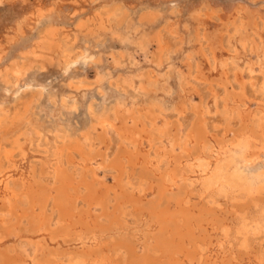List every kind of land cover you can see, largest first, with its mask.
I'll return each mask as SVG.
<instances>
[{
    "label": "rangeland",
    "instance_id": "374dc122",
    "mask_svg": "<svg viewBox=\"0 0 264 264\" xmlns=\"http://www.w3.org/2000/svg\"><path fill=\"white\" fill-rule=\"evenodd\" d=\"M263 84L264 0H0V206L48 192L0 223V264H264ZM158 203L212 210L193 261L153 238Z\"/></svg>",
    "mask_w": 264,
    "mask_h": 264
},
{
    "label": "bare ground",
    "instance_id": "6f19581e",
    "mask_svg": "<svg viewBox=\"0 0 264 264\" xmlns=\"http://www.w3.org/2000/svg\"><path fill=\"white\" fill-rule=\"evenodd\" d=\"M66 1V0H65ZM71 1H74V0H71ZM62 3V2H61ZM29 4V3H28ZM48 5V4H47ZM51 6V5H50ZM37 8V7H36ZM35 8V9H36ZM39 8V7H38ZM50 8V7H49ZM28 9H30V8H28ZM45 9H46V6H45ZM44 10V9H43ZM38 13V14H37ZM35 14H37L38 16H40L42 13H41V9L39 8V11H37V9L36 10H33V13H31L30 14V17H28L27 18V20H30V21H32L36 16H35ZM112 15V14H111ZM17 16H19V15H17ZM23 16V15H22ZM33 16V17H32ZM24 17V16H23ZM22 17V18H23ZM19 18V17H18ZM30 18V19H29ZM254 19H255V17H254ZM20 20H23V19H20ZM27 20H25V21H27ZM254 21V20H253ZM28 22V21H27ZM26 22V23H27ZM19 24H18V26H17V28H20V24L22 23V22H18ZM80 24H78V27L80 28V26H79ZM83 25V24H82ZM27 26H30V25H26V27ZM24 27H25V25H24ZM16 30V29H15ZM20 30V29H19ZM128 32V31H127ZM113 33V32H112ZM134 33V32H133ZM46 37L45 38H42L40 41H39V43H38V47H40V45H48V44H50V38H52V37H54V31L52 30V31H48L47 32V34L45 35ZM158 37V36H157ZM156 37V38H157ZM207 37V36H206ZM197 39V38H196ZM212 39H213V37H212ZM211 39V40H212ZM207 40V39H206ZM205 40V41H206ZM50 41V42H49ZM52 41H53V39H52ZM196 41H198V40H196ZM212 44V43H211ZM51 45V44H50ZM50 45H48V46H50ZM141 44H139V46H140ZM207 45H209L208 43H207ZM54 46V45H53ZM138 46V47H139ZM52 47V46H51ZM135 47V46H134ZM209 47V46H208ZM257 47V46H256ZM37 48V47H36ZM45 48V47H44ZM141 48V47H140ZM51 49V48H50ZM244 49V48H243ZM38 50V49H37ZM34 52V51H33ZM211 52V51H210ZM204 55V54H203ZM64 57H66V56H64ZM84 57V56H83ZM87 57H88V54H87ZM203 57H205V56H203ZM213 57V56H212ZM85 58V57H84ZM160 58V57H159ZM215 58H213V60H214ZM67 60V59H66ZM87 61V60H86ZM159 61V60H158ZM68 62V61H67ZM72 62V61H71ZM74 62V61H73ZM75 63V62H74ZM160 63V62H159ZM65 65V64H64ZM71 65H72V63H71ZM90 65V64H89ZM65 66H67V65H65ZM160 66H161V64H160ZM67 68V67H66ZM121 68V67H120ZM26 73V72H25ZM15 74V73H14ZM25 75V74H24ZM190 75V74H189ZM128 80H129V78H128ZM132 80V79H131ZM130 80V81H131ZM74 83V82H73ZM243 85V84H242ZM264 85V84H263ZM72 86V85H71ZM261 86H262V84H261ZM258 88V87H257ZM79 89V88H78ZM263 93V92H262ZM257 97V96H256ZM263 97H264V95H263ZM245 99V98H244ZM258 99H259V97H258ZM248 101V100H247ZM264 101V100H263ZM226 103V102H225ZM244 103V102H243ZM262 103V102H261ZM224 111V110H223ZM118 112V111H117ZM224 112H226V111H224ZM223 115V114H222ZM239 116V115H238ZM236 117V116H235ZM109 118V117H108ZM239 118V117H238ZM251 118L253 119V117L251 116ZM98 119V118H97ZM225 119V118H224ZM101 120V119H100ZM112 120V119H111ZM244 120H246V118H244ZM100 122V121H99ZM106 122V121H105ZM254 123V122H253ZM3 124V123H2ZM106 124V123H105ZM245 124H246V122H245ZM248 124H249V122H248ZM248 124H247V126H248ZM257 126H258V124H257ZM244 127V126H243ZM263 127V126H262ZM248 128V127H247ZM246 128V129H247ZM263 130V129H262ZM247 132H248V130H247ZM242 133H243V131H242ZM252 133L253 134H256L257 133V131L256 130H253L252 131ZM245 134V133H244ZM1 135V134H0ZM242 135V134H241ZM248 135V134H247ZM258 135L261 137V139L263 140L262 142H263V145H262V143L261 144H256V142L254 143V145H253V148H252V146H249V153H248V155H246L245 153V158H247V160H250V162H253V161H255V160H257V159H259V158H261L262 156H264V136H263V132L260 130V132L258 133ZM257 135V136H258ZM255 136V135H254ZM185 138H186V136H185ZM184 138V139H185ZM226 138V137H225ZM237 138V137H236ZM236 138H234V139H236ZM244 138V137H243ZM252 138H254V137H252ZM180 139V138H179ZM238 139H239V137H238ZM238 139H236L237 140V142H238ZM16 140V139H15ZM241 140H242V138H241ZM256 140V138H254V141ZM248 141V140H247ZM253 141V142H254ZM231 142V141H230ZM233 142V141H232ZM240 142V141H239ZM248 142H250V140L248 141ZM247 142V143H248ZM252 142V141H251ZM6 143V142H5ZM16 143V142H15ZM228 143V142H227ZM234 143H236V141L234 142ZM259 143V142H258ZM17 144H19V143H17ZM213 144V143H212ZM92 145V144H91ZM134 145V144H133ZM214 145V144H213ZM216 145V144H215ZM232 145V144H231ZM16 146H18V145H16ZM82 146V145H81ZM217 146V145H216ZM206 147V146H205ZM211 147V146H210ZM214 147V146H213ZM220 147V146H219ZM225 147V146H224ZM248 147V146H247ZM149 148H151V147H149ZM173 148V147H172ZM171 148V149H172ZM215 148V147H214ZM222 148V147H221ZM221 148H219V149H221ZM5 149H7V148H5ZM202 149H203V147H202ZM206 149H207V147H206ZM251 149H253V150H251ZM213 150V148L211 149V151ZM58 151V150H57ZM209 151V150H208ZM207 151V152H208ZM55 152V151H54ZM149 152V151H148ZM147 152V153H148ZM172 152H173V149H172ZM217 152V151H216ZM64 153V152H63ZM122 153H126L125 152V150L124 151H122ZM201 153V152H200ZM204 154V153H203ZM214 154V153H213ZM218 154V153H217ZM27 155H29V154H27ZM206 155V154H205ZM215 155H216V153H215ZM10 156V155H9ZM26 156V155H25ZM31 156V155H30ZM55 156V155H54ZM129 156H130V154H129ZM219 156V155H218ZM239 156V155H238ZM243 156V155H242ZM11 157H12V155H11ZM163 157V156H162ZM204 157V156H203ZM215 157V156H214ZM214 157H212V158H214ZM220 157V156H219ZM10 158V157H9ZM8 158V159H9ZM149 158V157H148ZM191 158V157H190ZM206 158V157H205ZM243 158V157H242ZM264 158V157H263ZM24 159V158H23ZM26 159V158H25ZM29 159V158H28ZM60 159H62V158H60ZM117 159H118V161H120V160H122L120 157L119 158H116L115 159V162H118L117 161ZM131 159V158H130ZM129 159V160H130ZM161 160H162V158H160ZM164 159V158H163ZM187 159V158H186ZM197 159V158H196ZM199 159H202V158H199ZM215 159V158H214ZM12 160V159H11ZM10 160V161H11ZM198 160V159H197ZM207 160H209V159H207ZM245 160V159H244ZM261 160V159H260ZM259 160V161H260ZM8 161V160H7ZM41 161V160H40ZM54 161V160H53ZM52 161V162H53ZM55 161H56V159H55ZM91 161V160H90ZM89 161V162H90ZM160 161V160H159ZM189 161V160H188ZM187 161V162H188ZM201 161V160H200ZM203 161H204V158H203ZM202 161V162H203ZM214 161H216V160H214ZM246 161V160H245ZM244 161V162H245ZM258 161V162H259ZM13 162H14V160H13ZM130 162H132L131 160H130ZM158 162V161H157ZM191 162H193V161H191ZM198 162V161H197ZM2 163V162H1ZM56 163V162H55ZM58 163V162H57ZM56 163V164H57ZM159 163V162H158ZM243 163V162H242ZM10 164H11V162H10ZM13 164V163H12ZM22 165H23V163H21ZM26 164V163H25ZM29 164V163H28ZM52 164V163H51ZM50 164V165H51ZM160 164V163H159ZM189 164H191V163H189ZM199 164H200V162H199ZM222 164V163H221ZM226 164V163H225ZM243 164H246V162L245 163H243ZM14 165H15V163H14ZM17 165V164H16ZM30 165V164H29ZM59 165V164H58ZM93 165V164H92ZM96 165V164H95ZM193 165V167H194V165L195 164H192ZM2 166V165H1ZM8 166V165H7ZM175 166V165H174ZM190 166V165H189ZM196 166V165H195ZM227 166V165H226ZM12 167V166H11ZM45 167H46V165H45ZM96 167V166H95ZM157 167V166H156ZM204 167V166H203ZM207 167H209V166H207ZM222 167V166H221ZM220 167V168H221ZM224 167H225V165H224ZM7 168V167H6ZM5 168V169H6ZM9 168V167H8ZM17 168V167H16ZM15 168V169H16ZM27 168V167H26ZM56 168V167H55ZM94 168V167H93ZM98 168V167H97ZM101 168V167H100ZM197 168V167H196ZM228 168V167H227ZM3 169V168H2ZM30 169V168H29ZM191 169H192V166H191ZM195 169V168H194ZM204 169V168H203ZM208 169V168H207ZM211 169H212V167H211ZM222 170L224 169L223 167L221 168ZM7 170H9V169H7ZM19 170V169H18ZM95 170V169H94ZM99 170V169H98ZM197 170V169H196ZM201 170V169H200ZM234 170V169H233ZM264 170V169H263ZM1 171V170H0ZM100 171V170H99ZM212 171V170H211ZM216 171H217V169H216ZM2 172V171H1ZM54 172H55V170H54ZM183 172V171H182ZM197 172V171H196ZM208 172H210V171H208ZM264 172V171H263ZM3 173V172H2ZM1 173V174H2ZM4 173H5V171H4ZM10 174H11V172H9ZM30 173V172H29ZM95 173V172H94ZM200 173V172H199ZM204 173V172H203ZM206 173V172H205ZM218 173V172H217ZM217 173H215V175L217 174ZM231 173V172H230ZM236 173V172H235ZM259 173V172H258ZM9 174V175H10ZM15 174V173H14ZM96 175H97V173H95ZM94 174V175H95ZM184 174V173H183ZM182 174V175H183ZM196 174V173H195ZM197 174H198V172H197ZM212 174H213V172H212ZM4 175H7V172H6V174H4ZM23 175V174H22ZM21 175V176H22ZM194 175V174H193ZM200 175V174H199ZM202 175V174H201ZM211 175V174H210ZM229 175V174H228ZM246 175V174H245ZM252 175V174H251ZM261 175H262V172H261ZM11 176V175H10ZM28 176V175H27ZM54 177L52 178V181H53V183H55V181H57L58 180V182H60L61 183V187H62V189L60 190V191H62V190H67V185H68V183H69V179L71 178L69 175H68V173L66 172V171H62V170H58L57 172H56V174H54L53 175ZM183 176H185V175H183ZM182 176V177H183ZM218 176V175H217ZM217 176H215V177H217ZM222 176V175H221ZM227 176V175H226ZM224 177V174H223V177L224 178H228V177ZM232 176H233V174H232ZM238 176V175H237ZM7 177V176H6ZM203 177V176H202ZM207 177H212V175L211 176H207ZM231 177V176H230ZM3 178V177H2ZM23 178H24V176H23ZM23 178H21V180L23 179ZM42 178V177H41ZM178 178H179V176H178ZM190 178V177H189ZM201 178V177H200ZM205 178L206 177H204V180H205ZM218 178H219V176H218ZM224 178H223V180H224ZM243 178H244V176H243ZM264 178V177H263ZM1 179V178H0ZM13 179V178H12ZM141 179V178H140ZM164 179V178H163ZM181 179V178H180ZM188 179V178H187ZM208 179V178H207ZM206 179V180H207ZM215 178H213V180H214ZM217 179V178H216ZM259 180H260V178H258ZM4 180H6V179H4ZM8 180V179H7ZM72 180H74L73 178H72ZM165 180V179H164ZM167 180V179H166ZM204 180H203V183H205L204 182ZM246 180V179H245ZM1 182L3 181V179L2 180H0ZM9 181H11V180H9ZM23 181V180H22ZM38 181V180H37ZM134 181V180H133ZM181 181V180H180ZM184 181V180H183ZM197 181H198V179H197ZM201 181H202V179H201ZM237 181V180H236ZM235 181V182H236ZM244 181V180H243ZM248 181V180H247ZM1 182H0V184H1ZM24 182V181H23ZM192 182V181H191ZM190 182V183H191ZM211 182H212V180H211ZM230 182H232V180H230ZM229 182V183H230ZM240 182V181H239ZM3 183V182H2ZM25 183V182H24ZM23 183V184H24ZM202 183V184H203ZM215 183V182H214ZM216 183L218 184V181H216ZM224 183V182H223ZM225 183H227V182H225ZM229 183H228V185H229ZM241 183V182H240ZM250 183V182H249ZM252 183V182H251ZM45 184V183H44ZM131 184V183H130ZM164 184V183H163ZM189 184V183H188ZM192 184H194V181H193V183ZM198 184V183H197ZM206 184V183H205ZM212 184V183H211ZM221 184V183H220ZM237 182L235 183V185L234 186H236L237 187ZM244 184V183H243ZM8 185H9V183L8 182H6V184H5V186L6 187H8ZM142 185V184H141ZM201 185V184H200ZM199 185V186H200ZM204 185V184H203ZM209 185H210V183L207 185L208 187H209ZM230 185H231V183H230ZM257 185V184H256ZM4 186V187H5ZM140 186V185H139ZM138 186V187H139ZM163 186V185H162ZM161 186V187H162ZM202 186V185H201ZM213 185H211V187H212ZM214 186H216V185H214ZM219 186V185H218ZM233 186V185H232ZM252 186H254V185H252ZM10 187V186H9ZM38 187V186H37ZM192 187V186H191ZM221 187V186H220ZM219 187V188H220ZM242 187H246V186H242ZM256 187V186H255ZM39 188V187H38ZM203 188V187H202ZM216 188H217V186H216ZM251 188H254V187H251ZM258 188V187H257ZM262 188V187H261ZM2 189V188H1ZM3 189H5V188H3ZM12 189V188H11ZM15 189V188H14ZM56 189V188H55ZM139 189V188H138ZM162 189V188H161ZM209 189H211V188H209ZM222 189V188H221ZM230 189V188H229ZM243 189V188H242ZM241 189V190H242ZM248 189V188H247ZM7 190H9V189H7ZM142 190H143V188H142ZM141 190V191H142ZM165 190V189H164ZM225 190V189H224ZM231 190H233V189H231ZM235 190V189H234ZM233 190V192H235ZM257 190V189H256ZM10 191V190H9ZM35 191V190H34ZM59 191V192H60ZM89 191V190H88ZM160 191H162V190H160ZM160 191H159V194H160ZM216 191V190H215ZM221 191V190H220ZM7 192V191H6ZM12 192H14V191H12ZM213 192V191H212ZM227 192H228V190H227ZM244 192V191H243ZM245 192H246V190H245ZM1 193V192H0ZM3 193H4V191H3ZM8 193H10V192H8ZM58 193V192H57ZM63 193V192H62ZM76 193H77V191H76ZM89 193V192H88ZM165 193V192H164ZM215 193V192H214ZM217 193V192H216ZM221 193H222V191H221ZM238 193H240V191H238ZM248 193V192H247ZM66 194V193H65ZM229 194V193H228ZM227 194V195H228ZM241 194V193H240ZM246 194V193H245ZM252 194V193H251ZM14 195V194H13ZM57 195V194H56ZM66 195H69L68 193L66 194ZM74 195H75V193H74ZM15 196H17L16 194H15ZM160 196H164V195H160ZM225 196H226V194H225ZM245 196V195H244ZM247 196V195H246ZM19 197V196H18ZM48 197V192H43V191H35V193L33 192L32 193V191L31 192H28L27 194H25V196L23 197V196H21L19 199H5V201H3V204L0 206V223H2L3 224V222H4V220H5V218L6 217H8L9 215H12V216H14V214L16 215V213H17V210L20 208V207H23L22 209H24L25 210V208H26V210H29V207H30V209H31V207H33L34 206V204H36V206H38V208L40 209V212H41V209H45L46 208V204H45V201L47 200L46 198ZM222 197V196H221ZM238 197V196H237ZM7 198V197H6ZM16 198V197H15ZM69 196L67 197V196H64V197H62V198H60V199H56L57 201H55V203H57V204H59V205H61V208H62V211L64 212V214H67V215H69L70 213L69 212H71V211H73V210H71V211H69L70 209L69 208H71V209H75L76 208V203H75V201H74V199L72 200V199H70V200H72L73 202H71L70 200H69ZM75 198V197H74ZM105 198V197H104ZM159 201V200H158ZM157 201V202H158ZM48 202V201H47ZM63 202V203H62ZM166 202H168V200H166ZM240 202V201H239ZM161 203V202H160ZM42 204H43V206H42ZM168 204V203H167ZM166 204V205H167ZM262 204V203H261ZM161 205V204H160ZM166 205H165V207H166ZM216 205V204H215ZM158 206V207H157ZM157 207V208H156ZM160 206H159V203L155 206V205H153V208H152V211H151V214L153 215V220H154V222H156V225L158 226V234L155 236V237H153V236H151V237H153L154 239H155V241H158V243H159V246L162 248V250H163V253H172V254H178L179 255V253H180V255L183 253V251L184 250H186V253H187V251H188V255H185V256H187V259H188V261L189 262H191V261H193V257H192V255H193V251L191 250V248L192 247H194V248H199L198 247V245H197V243H199L198 241H199V239H200V237L199 236H201L202 234V232H204V227L202 226V223L204 222V221H207V219L208 218H210V217H206V214H210V216H211V214H212V210H210V208H209V210H207V211H205V210H202V211H199V213L198 214H195L191 209H188V207H186L184 204L183 205H181L180 207H179V209L178 210H175L173 213L171 212H169L168 211V209H164V210H160L159 211V208ZM155 208L157 209V211H155ZM232 208V207H231ZM201 209V208H200ZM46 210V209H45ZM44 210V211H45ZM59 210H61V209H59ZM75 211V210H74ZM196 212V211H195ZM30 213V212H29ZM46 213V212H45ZM74 213V212H73ZM43 214V213H42ZM39 215V214H38ZM263 216V215H262ZM11 217V216H10ZM39 217H41V216H39ZM217 218V217H216ZM37 219V218H36ZM264 219V218H263ZM215 220V219H214ZM260 220H262V219H260ZM256 221V220H255ZM44 222V221H43ZM49 222H51V219L49 218ZM212 222H213V220H212ZM254 222V221H253ZM41 223H42V221H41ZM215 223V222H214ZM259 223H260V221H259ZM49 224V223H48ZM250 224V223H249ZM259 226V225H258ZM260 226H261V224H260ZM251 227V226H250ZM227 228V227H226ZM247 228V227H246ZM253 229V228H252ZM206 232V231H205ZM201 234V235H200ZM236 234V233H235ZM242 234V233H241ZM205 236V235H204ZM244 239V238H243ZM247 239V238H246ZM231 240V239H230ZM153 241V240H152ZM247 242V241H246ZM157 243V244H158ZM156 244V245H157ZM242 244V243H241ZM129 245V244H128ZM233 245V244H232ZM243 245V244H242ZM246 245V244H245ZM256 246V245H255ZM191 247V248H190ZM237 248V247H236ZM244 249V248H243ZM145 250V249H144ZM199 250V249H198ZM191 251V252H190ZM197 252V251H196ZM245 252V251H244ZM147 254V253H146ZM163 255V254H162ZM177 255V256H178ZM143 256H145V255H143ZM134 257V256H133ZM140 257H142V256H140ZM144 258V257H143ZM142 258V259H143ZM145 258H147L148 259V257L147 256H145ZM137 260V259H136ZM140 259H138V261H139ZM146 260V259H145ZM148 260H150V259H148ZM141 261V260H140ZM69 262V261H68ZM137 262V261H136ZM146 262V261H145ZM73 264H74V262H72ZM71 262H70V264H72ZM139 263H141V262H139ZM147 263H149L148 261H147ZM165 263V262H164ZM76 264H77V262H76ZM127 264V263H126ZM135 264V263H134ZM145 264V263H144ZM158 264V263H157ZM223 264H229L227 261H224L223 262Z\"/></svg>",
    "mask_w": 264,
    "mask_h": 264
}]
</instances>
